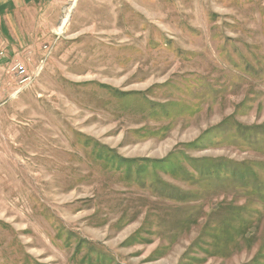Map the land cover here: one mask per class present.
<instances>
[{
  "label": "rangeland",
  "instance_id": "1",
  "mask_svg": "<svg viewBox=\"0 0 264 264\" xmlns=\"http://www.w3.org/2000/svg\"><path fill=\"white\" fill-rule=\"evenodd\" d=\"M67 15L1 76L0 264H264V0Z\"/></svg>",
  "mask_w": 264,
  "mask_h": 264
},
{
  "label": "crops",
  "instance_id": "2",
  "mask_svg": "<svg viewBox=\"0 0 264 264\" xmlns=\"http://www.w3.org/2000/svg\"><path fill=\"white\" fill-rule=\"evenodd\" d=\"M65 10L66 0H0V94L1 76H7L3 78L5 85H10L9 77L16 78L11 72L16 47H24L33 34L40 41L43 29H60L68 17L63 18ZM3 91L10 92L8 87Z\"/></svg>",
  "mask_w": 264,
  "mask_h": 264
},
{
  "label": "built area",
  "instance_id": "3",
  "mask_svg": "<svg viewBox=\"0 0 264 264\" xmlns=\"http://www.w3.org/2000/svg\"><path fill=\"white\" fill-rule=\"evenodd\" d=\"M11 72L18 77H25L28 75L26 65L20 60H14Z\"/></svg>",
  "mask_w": 264,
  "mask_h": 264
},
{
  "label": "bare ground",
  "instance_id": "4",
  "mask_svg": "<svg viewBox=\"0 0 264 264\" xmlns=\"http://www.w3.org/2000/svg\"><path fill=\"white\" fill-rule=\"evenodd\" d=\"M68 19L65 20V24L67 23ZM68 24V23H67ZM63 30V28H61Z\"/></svg>",
  "mask_w": 264,
  "mask_h": 264
}]
</instances>
